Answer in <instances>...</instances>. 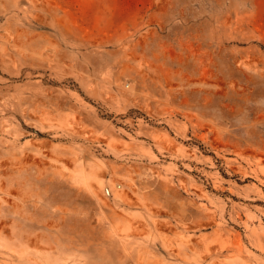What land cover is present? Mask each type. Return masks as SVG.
<instances>
[{
	"label": "rangeland",
	"instance_id": "rangeland-1",
	"mask_svg": "<svg viewBox=\"0 0 264 264\" xmlns=\"http://www.w3.org/2000/svg\"><path fill=\"white\" fill-rule=\"evenodd\" d=\"M0 264H264V0H0Z\"/></svg>",
	"mask_w": 264,
	"mask_h": 264
}]
</instances>
